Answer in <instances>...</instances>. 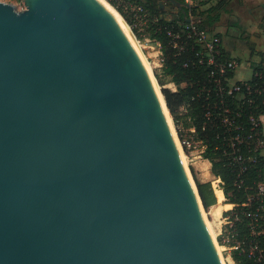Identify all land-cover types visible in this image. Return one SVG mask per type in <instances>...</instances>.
<instances>
[{
  "label": "water",
  "instance_id": "water-1",
  "mask_svg": "<svg viewBox=\"0 0 264 264\" xmlns=\"http://www.w3.org/2000/svg\"><path fill=\"white\" fill-rule=\"evenodd\" d=\"M24 2H0V264H223L163 93L165 108L114 14Z\"/></svg>",
  "mask_w": 264,
  "mask_h": 264
},
{
  "label": "trees",
  "instance_id": "trees-1",
  "mask_svg": "<svg viewBox=\"0 0 264 264\" xmlns=\"http://www.w3.org/2000/svg\"><path fill=\"white\" fill-rule=\"evenodd\" d=\"M141 5L151 16L147 32L150 38L162 45V76L156 75L160 86L167 82L177 87L176 92L162 90L180 140L184 129L192 131L195 140L201 143L202 158L211 164L213 181H196L197 189L206 210L218 205L219 195L225 199L223 211L225 224L223 236H227L232 248L234 264H264V144L261 118L264 116V53L259 64H251L253 76L246 82L230 85L235 72L224 75L215 65L231 60L221 48L209 64L205 50L191 36L187 23L180 13L171 19L156 5L155 0H126ZM185 3L186 0H178ZM215 0L202 2V6ZM227 0H217L205 10L193 6L186 10L188 18H202L195 24L212 33L220 21L221 10ZM112 5L116 7V2ZM117 11L129 26L132 22L122 8ZM153 20V21H152ZM137 34V31H134ZM180 35L178 43L183 51L173 47L168 35ZM217 35V34H216ZM220 37L219 35H217ZM215 72L213 77L211 72ZM238 87L239 91L234 88ZM185 112H180V108ZM256 122V123H255ZM262 144V145H261ZM213 182L219 189L215 191ZM223 237L219 244L223 245ZM238 246V249L234 247Z\"/></svg>",
  "mask_w": 264,
  "mask_h": 264
},
{
  "label": "crops",
  "instance_id": "crops-1",
  "mask_svg": "<svg viewBox=\"0 0 264 264\" xmlns=\"http://www.w3.org/2000/svg\"><path fill=\"white\" fill-rule=\"evenodd\" d=\"M207 0H186L185 3L195 6L200 10H205L208 7L215 5L217 0L210 2L206 6H202V2ZM228 3L221 10L220 21L212 28V33L220 36L222 40L223 51L232 59L239 63V68L235 72L234 78L230 81V85H234L237 82H246L253 76V71L250 67L251 64H259L262 60L264 53V0H227ZM156 2V0H155ZM129 6L120 4L124 14L129 18L132 24H136L137 18L132 11L136 10V7H142L135 2L128 1ZM167 6V5H166ZM144 9V8H143ZM166 13V17L171 19L178 14L169 12L166 9H162ZM148 16V23L142 25L139 23L138 31L140 34L149 36L147 29L149 22L151 21L150 14L144 9ZM142 18V16H141ZM153 21V20H152ZM154 57L156 53H151ZM250 72L249 76L241 77V73L244 71ZM158 72L162 76V69ZM167 82L168 89L172 92L177 91V87L170 83L168 78H163ZM261 124L263 127L264 136V116L261 118ZM199 152H202L200 150ZM262 155L264 156V144L262 147ZM207 163L209 161L205 160ZM210 168L211 164L209 163ZM222 196V195H221ZM223 197V196H222ZM220 201V198H218ZM223 200L225 201L224 197ZM226 206L224 205V209Z\"/></svg>",
  "mask_w": 264,
  "mask_h": 264
},
{
  "label": "rangeland",
  "instance_id": "rangeland-1",
  "mask_svg": "<svg viewBox=\"0 0 264 264\" xmlns=\"http://www.w3.org/2000/svg\"><path fill=\"white\" fill-rule=\"evenodd\" d=\"M116 12L117 11V6H119L118 3H116V7L114 5H112V3L114 2V0H105ZM0 2L2 3H6V4H10L12 5L16 11L18 12H22L26 9L25 6V2L24 0H0ZM158 0H156V5L158 6ZM119 13V12H118ZM120 14V13H119ZM121 15V14H120ZM131 27V26H130ZM135 33V32H134ZM139 35L135 33V36ZM137 40L139 41L138 43L140 44V50L142 51V53L145 55V58L148 60L152 71L154 73L155 79H156V75L160 73L158 72L159 69H155V58L154 56L151 54L153 52H151V50L147 49V48H142L143 42H142V38L140 36H136ZM250 74V72L248 71H244L241 73V77H248ZM157 81V79H156ZM157 84L159 86V91L162 92V90L164 88L168 89L167 85L164 86H160L158 81ZM172 117V116H171ZM173 120V119H172ZM173 124V128H174V135L176 137L178 146H180L181 152L183 154V156L186 158V168L188 170V174L192 180L193 183L196 184V181H200V182H210L214 180V177L211 174V169H210V165L209 163H207L201 156L199 153V149H194V148H189V146L185 143V136L182 139V141L179 138L176 126L174 124V122H172ZM220 201L218 203V205L210 208L209 210L204 209L203 212L205 214L206 220L210 222L214 233H215V240L217 245L220 247V252H221V257H222V261L224 264H234V261L232 259V248L229 247L228 245V238L227 236H223L222 230H223V226L225 224L224 218H223V211L224 209V200L223 197L221 195H219ZM221 207L222 209V215L220 217H217V210L218 207ZM223 237V245L219 244V238Z\"/></svg>",
  "mask_w": 264,
  "mask_h": 264
},
{
  "label": "built area",
  "instance_id": "built-area-1",
  "mask_svg": "<svg viewBox=\"0 0 264 264\" xmlns=\"http://www.w3.org/2000/svg\"><path fill=\"white\" fill-rule=\"evenodd\" d=\"M114 2L118 3L119 5L122 3L125 6H129L126 0H114ZM135 18H137L136 24H133L131 26L132 31H137L136 36H140L143 42L142 48H147L151 50V52L156 53L155 58V69H162L163 68V55H162V45L160 41L150 38V36H146L143 34H140L138 31V24L142 22V25H146L148 23V16L145 13L143 7H136L135 9H132ZM142 16V18H141ZM188 29L191 30L190 34L191 36L195 37L196 42L205 50L206 56L209 59V64H214V56L218 55L220 52V49L222 48V40L220 37H218L216 34H211L206 29L198 27L195 23H191L190 27ZM135 34V33H134ZM168 35L173 40V47L179 51H183V48L180 47L178 40L180 39V35H174L171 32L168 33ZM217 68V72L220 75H224L227 71H233L236 72V70L239 68V63L234 60H228L225 61L222 64L215 65ZM215 75V72H211L210 76L213 77ZM235 91H239L238 87L234 88ZM180 112H185V109L182 107L180 108ZM256 123V122H255ZM180 130L183 132V138L185 136V143L189 146V148L199 149L202 150L200 153V156L202 157L203 149L201 147V143L196 141L194 136L192 135V131L188 129H184L183 126L180 124ZM262 145V144H261ZM213 186L216 192H218V185L213 182ZM260 190L262 193H264V186H260ZM234 249H238V246L234 247Z\"/></svg>",
  "mask_w": 264,
  "mask_h": 264
},
{
  "label": "bare ground",
  "instance_id": "bare-ground-1",
  "mask_svg": "<svg viewBox=\"0 0 264 264\" xmlns=\"http://www.w3.org/2000/svg\"><path fill=\"white\" fill-rule=\"evenodd\" d=\"M107 7L108 9L114 14V16L117 18V20L119 21V23L121 24L122 28L124 29V31L126 32V34L128 35V37L130 38L132 44L134 45L135 49L137 50L145 68H146V71L148 72L152 82H153V85H154V88L156 90V93L158 95V97L160 98V101L162 102V104L164 105V101H163V96L161 95L160 91H159V86L157 84V81L155 79V76H154V73L152 71V68L148 62V60L145 58V55L142 53V51L140 50V44L138 43L139 41L137 40L134 32L132 31L131 27L127 24V22L123 19V17L118 13L116 12L105 0H101ZM164 108H165V105H164ZM165 113H166V117H167V120L169 122V125H170V128L174 134V128H173V124H172V118L170 117L169 115V112L167 111V109L165 108ZM175 136V135H174ZM179 149H180V146H179ZM180 153H181V157H182V160H183V163L186 167L187 163H186V158L183 156L182 152H181V149H180ZM187 169V168H186ZM188 171V170H187ZM222 215V209L221 207L219 206L218 207V210H217V217H220ZM204 218L206 219L205 217V214H204ZM206 223H207V226L209 228V231H210V234L216 244V249H217V252L221 258V261H222V257H221V252H220V247L217 245L216 243V240H215V233H214V230L210 224L209 221L206 220ZM223 263V261H222ZM224 264V263H223Z\"/></svg>",
  "mask_w": 264,
  "mask_h": 264
},
{
  "label": "flooded vegetation",
  "instance_id": "flooded-vegetation-1",
  "mask_svg": "<svg viewBox=\"0 0 264 264\" xmlns=\"http://www.w3.org/2000/svg\"><path fill=\"white\" fill-rule=\"evenodd\" d=\"M158 3H159V0H158ZM158 6H159V4H158ZM170 5H167L166 7L168 8ZM160 7V6H159Z\"/></svg>",
  "mask_w": 264,
  "mask_h": 264
}]
</instances>
